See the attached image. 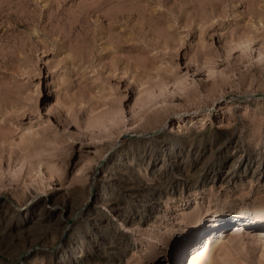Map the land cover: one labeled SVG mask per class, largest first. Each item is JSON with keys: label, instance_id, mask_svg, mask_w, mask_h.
I'll use <instances>...</instances> for the list:
<instances>
[{"label": "rangeland", "instance_id": "obj_1", "mask_svg": "<svg viewBox=\"0 0 264 264\" xmlns=\"http://www.w3.org/2000/svg\"><path fill=\"white\" fill-rule=\"evenodd\" d=\"M206 63L228 68L230 78L218 83L220 72ZM53 84L80 124L97 118L94 128L48 114L44 98ZM183 118L192 121L178 128ZM175 135L183 143L170 148ZM150 147L158 152L151 163ZM120 149L123 170L101 175L137 183L148 201L161 197L159 209L153 220H137L136 200L121 186L97 185L109 197L99 208L114 223L93 232L104 230L117 245L99 254L88 248L82 264H155L154 255L194 217L264 207V0H0V204L23 214L54 196L58 209L77 210L93 201L92 172ZM179 151L181 173L164 182L161 160ZM228 169L234 177L222 182L218 176ZM112 200L125 217L103 204ZM3 215L0 264H58L40 247L24 252L36 241L57 244L52 223L23 231ZM78 217L84 230L88 222ZM217 227L226 230L223 247L214 242V261L199 264H264L261 237H233L231 225ZM181 256L175 264H183Z\"/></svg>", "mask_w": 264, "mask_h": 264}, {"label": "bare ground", "instance_id": "obj_2", "mask_svg": "<svg viewBox=\"0 0 264 264\" xmlns=\"http://www.w3.org/2000/svg\"><path fill=\"white\" fill-rule=\"evenodd\" d=\"M225 28L226 27L224 25L223 26V29H225ZM245 40H246V38L244 37L243 38V42ZM206 68H208L209 69L208 71H210V72H215V73L216 72L217 73L220 72V76L217 77L218 83H221V82L223 83L224 81H227V79H229L230 76H231L229 69L226 68V67H220L218 65L206 63ZM153 98L150 101H152ZM61 100H62L61 91H60V89L58 88L57 85H54L53 84L52 85V88H51V94L48 97H45L44 98V101H46V109H47L48 114H50V115H52V114L59 115L60 118L63 121H65L67 124H69V125H75L77 127L85 128V129L94 128L93 127L94 126V121L97 120V118L89 119L84 124H80L79 121L77 120V118L75 117V115L72 114V112L70 111V109L68 107H65V106L62 105V101ZM207 119L208 120L209 119H212V115H209L207 117ZM189 121H192V120H187V119L183 118L182 121L178 123L177 127L178 128L179 127L181 128V127H183L185 125H188V122ZM201 121L202 122H205V117H202L201 118ZM114 126L116 128L119 127L118 124H115ZM44 127L47 128V130H48V128L50 127V125L44 121ZM178 136H179V134H178ZM178 136L175 135L171 139L172 141L170 140V142H172L171 145H170V148H174V144L180 146L183 143L182 142L183 140H181V138H179ZM55 137L57 138V136H55ZM216 138H218V136ZM212 139H213V137H212ZM55 140H57V139H55ZM188 140H190V139H188ZM222 142H224V141H222ZM126 145L127 144H124L123 147L126 148ZM129 148H131V147H129ZM178 148H180V147H178ZM181 150H183V149H181ZM175 152H172L171 153L172 161H167L165 158H162V160H161L162 163L159 165V170H160V173H161V178H162V180L164 182L165 181H168L170 178L172 179L173 174L175 172H177V173L180 172L181 173V166H180V164H181V152L182 151L181 152L179 151L178 152V155L177 154H174ZM157 153L158 152H156L155 149H152L151 150V155H150V158L148 160L149 163H151L153 160H155V158L157 157L156 156ZM182 154H184V153H182ZM123 155L124 154L122 153V149H120L118 151V155L115 158L111 159L112 161L104 164L103 167H102V170L100 172H98V169L97 168H95V170L92 172V174H91L92 181H96V191H95V193H93L91 191V189L89 190L90 191L89 192V201L90 200H93L92 202L95 203L92 206H91L92 202L90 201L89 204L86 203L83 206H80L79 205L80 208H78L77 210L74 209L73 207H71V205L68 206V205H64V204H63L64 206L62 205L63 207H61L60 209H58V207H57L58 206L57 205L58 204L57 203L58 200L56 199V197H54V196L52 197L51 196L50 198H46L45 197L38 205H36L32 209L27 210L23 214H19V213H16V210L12 206L7 205L5 202H2L0 204V205H2V208H0V211H3L4 212V215L8 218L7 220H9V222H7V223H10V225H18V226L21 225V227H22V228H20L21 230H23V231L27 230L28 231L29 228L32 227L31 226L32 224L37 223L36 225L38 227V226H40V225H38V223L41 224V223L47 222L49 224V222H50V223L53 224L52 226L59 232L58 242H57L56 245L48 246V245H46V242L45 243L44 242H41L42 240L41 241H36V242L31 243L30 246H29V248L27 250H25L24 252H30L32 250H38L39 251L38 247H40V250L41 251H47L50 257L55 256L56 259L58 260L57 261L58 264H82L85 259H88V258H86V251H87L88 248H90L93 251L98 252V251H101L102 249H108V248L116 247L117 241L115 239H113V237L111 239V237H109L107 235V232H104V230L97 231V229H96L97 232L96 233L93 232V228H96L97 226H100V228L101 227H104V228L106 227V229H108V228L111 229V227L113 226V223H114L113 222L114 220L112 221L111 218L109 217V213L104 212L103 209L99 208V205L98 204L100 202H102L103 200H106L107 198H109V197H106L107 194L104 195V193H102L103 192L102 190H101L102 192L101 191H98V189H97L98 186L97 185H99V184H102V185L108 184L109 185V188H110V186H115L118 189H119V186H121L123 188V190H124L127 198L130 197V199L131 198H134L136 200V203H135L136 204V208L134 210L135 211L134 214L138 217L137 220L141 219V221H142L143 218L147 217V220L148 221H151V219H152L151 216H153L151 214L152 213L153 214L156 213L158 211V209H159V205H160V201H161L160 198L161 197L160 198L158 197V198L154 199V201L153 200L152 201H148V199H146L145 197H143V195L141 194V192H142L141 191V188H139V186L138 187L135 186L137 183L135 185L134 184L127 183V181L124 180V179H122V177H118L120 174L118 175L117 173L114 174V175L112 173L110 175H108V174L107 175H105V174L101 175V173L107 172L109 169L112 170V168L114 170H117V171L123 170V169L120 170V168H121V161L123 162V160H122ZM133 156H134V154H133ZM204 162H206V161H204ZM202 163H203V161H202ZM123 165H125V164L123 163ZM184 165H186V164H184ZM205 165H207V164H205ZM234 165H233V167H235ZM245 167L247 169H249V165L248 166H245ZM127 168L128 167H126V169ZM196 171H198V170H196ZM234 171H236V170H234ZM262 171H263V169H262ZM252 172L254 174L256 172V170L253 169ZM189 174H191V173H189ZM195 174L197 175V173H195ZM115 175H118V176H115ZM181 175H183V174H181ZM233 177H234L233 169H228V170L224 171V173H220L219 176H218V178L221 179L222 182L223 181L228 182ZM137 180H139V179H137ZM92 181H91V185L90 186L93 185V182ZM132 181H135V180H132ZM194 183H195L194 187H196L198 182H194ZM106 188H108V187H106ZM151 188H152V186H151ZM103 190H105V188ZM110 191H112V190H110ZM170 192H167V194H169ZM156 197H157V195H156ZM164 197H166V196H164ZM128 200H129V198H128ZM103 204L104 205H107V204L109 205L110 204V210H113L115 212H119L120 211L117 216L125 217L124 216V213H125L124 212V207L122 205L118 204V202L112 200L110 203H108V201H106V202L104 201ZM79 212L81 214H84V216H85V218H86V220L88 222V224L86 223L87 225L85 227H83L84 230H81L80 229V227H81L80 225H81V220L82 219H80L79 217L78 218H75V216ZM4 215L2 217H4ZM16 215L19 218L17 220V222H18L17 224L15 223V218H14V216H16ZM122 219L125 220V218H122ZM0 220L2 221V219H0ZM131 221H133V220H131ZM220 224H222L223 227H226V226H230L231 225L232 228L234 229V232H235V234H233V237H236L239 234L241 235L242 232H250V234L252 236V240L261 237V240L263 241V244H264V207H259V208H256V209H246V208H244V209H223V210H220V211L217 210V211H214L211 214H209V215H207L205 217H202V218L194 217L193 220L191 221L190 225H183L180 228V230L178 231V234L180 233V237L179 238H176V235H175L174 243L170 244L167 247V249H164V250L158 252L156 255H154V257L152 258V263L155 262V264H158V263H160V264H175V261H176L177 255H179V252L182 254V256H181V260L182 261L181 262L183 264H199L200 260H202L203 258L208 259L209 260L208 261L209 263H210V261L213 262L214 261V255H215V253H214V247L216 246V245L214 246V242L219 241V245L218 246L221 247L223 245L222 243L224 242L223 235L226 232V230H224L223 232H221L220 229H215ZM3 225H5V224H3ZM45 225H47V224H45ZM49 225H51V224H49ZM35 227H33V228H35ZM115 228H116L115 232L117 233L119 231V228L120 227H117L116 226ZM20 229H18L19 232H21ZM213 229H215V231H213L211 233V231ZM42 230L44 231L45 229L43 228ZM49 230H51V229H49ZM49 230H47V231H49ZM14 231H16V230H14ZM32 231H33V229H32ZM24 233L21 232L20 234H24ZM52 233H54V232H52ZM20 234H18V235H20ZM117 240H119V239H117ZM180 240H182L184 242V246H182V249H181V244H179V241ZM225 244H226V242H225ZM227 244H229V243H227ZM218 250H220V249H218ZM98 254H99V252H98ZM102 254H104V253H102ZM163 258H166V259L163 260ZM87 262H88V260H87Z\"/></svg>", "mask_w": 264, "mask_h": 264}]
</instances>
